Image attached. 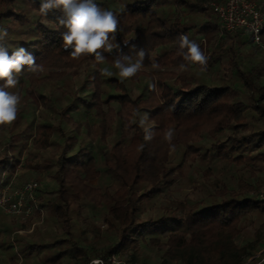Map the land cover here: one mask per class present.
I'll return each instance as SVG.
<instances>
[{"label":"trees","instance_id":"obj_1","mask_svg":"<svg viewBox=\"0 0 264 264\" xmlns=\"http://www.w3.org/2000/svg\"><path fill=\"white\" fill-rule=\"evenodd\" d=\"M210 1L93 0L117 14L121 29L119 47L102 51L100 64L63 48L61 12L45 17L41 0H0V27L9 33L0 46L9 55L22 47L42 65L20 75L11 89L21 97L18 118L0 125V184L15 173L24 142L45 158L29 163L35 173L15 184L42 179L37 199L48 212L33 240L17 235L20 253L49 249L46 264H88L131 248L129 264H145L137 256L143 242L155 264H264V197L257 194L264 183V29L262 45L239 29L221 33ZM182 34L208 57L204 70L183 60ZM141 49L143 67L122 82L113 61L135 59ZM105 67L112 76L101 73ZM187 174L193 186L184 197L143 218ZM5 215L0 208V248L12 263L11 237L23 225ZM98 219L115 241L88 242Z\"/></svg>","mask_w":264,"mask_h":264},{"label":"clouds","instance_id":"obj_2","mask_svg":"<svg viewBox=\"0 0 264 264\" xmlns=\"http://www.w3.org/2000/svg\"><path fill=\"white\" fill-rule=\"evenodd\" d=\"M53 10L63 14L64 18L59 20V23L66 28V31L61 33L63 48L72 49L70 56L73 59L93 56L97 63L102 64L105 57L101 52H111L113 48L119 47L114 41L116 33L121 30L120 21L112 10L99 7L93 0H41L38 8L41 16L46 17ZM8 36V30L0 27V42L6 41ZM127 43L128 41H125V44ZM178 44L181 50L186 49L181 53L183 60L187 61L188 65H198L201 70H204L208 57L201 50L200 45L184 34L178 37ZM145 55V50L141 49L135 59L130 55H122L113 61L122 82L141 70ZM153 67H158L154 60ZM179 67L181 70L187 68L185 64ZM41 70L42 65L37 64L34 55L24 48H16L9 55L7 48L0 46V80L3 81L0 84V125H11L18 118L21 97L18 92L11 89H15L18 85L20 75L25 71L35 74ZM101 73L109 77L113 75L106 67L101 69ZM154 87V84H149L150 89ZM146 120L147 113L140 120L141 127ZM173 135V130L168 129L165 131L164 138L171 141ZM152 138V134L144 136L145 141H150ZM93 264H102V262L93 261Z\"/></svg>","mask_w":264,"mask_h":264},{"label":"rangeland","instance_id":"obj_3","mask_svg":"<svg viewBox=\"0 0 264 264\" xmlns=\"http://www.w3.org/2000/svg\"><path fill=\"white\" fill-rule=\"evenodd\" d=\"M253 1L257 2L258 4H261L264 7V0H253ZM74 78L77 83L80 78L79 74H75ZM24 146L25 148L22 151L20 162L18 163V167L15 173L13 174V176L9 179L7 183H5L6 180H8L7 174L2 176V184H0V190L4 191V187H5L6 189L5 194L7 195H12L13 192L16 189H18L21 185H23L25 182L33 181V180L26 179L20 182L19 184L15 185L16 183H18L19 177H23L25 179V177H27L30 173H35V169H30L29 163H34L37 160L44 161L45 159L44 157H42V154H43L42 152L40 154L31 153L30 142H27L26 144L24 142ZM9 153L10 155H12L11 149L9 150ZM43 173L44 174L42 177H45L47 175L46 171L45 172L43 171ZM188 176L189 175L187 174L186 177L175 180V182L171 185L170 189L163 192V194L157 198V201L154 202L155 204H151L150 206L147 205L148 208L146 209V212L144 213L143 218H145L147 215H155V214L160 213V211H162L160 205L163 203H167V204L174 206L175 200L182 199L185 193L188 192L193 186V181L190 180ZM35 180L39 182V186L41 185L43 181L42 179H35ZM37 192H36L37 204L38 206L42 208L43 212H40L39 210L37 211V209L34 208L33 216H31V218L26 219L23 216L13 214L10 212H6V210L0 206V208L6 214L5 215L6 221L8 222L18 221L19 223L23 225L21 229H16L14 231L13 236L11 237L13 244L15 245L16 252H17L14 260L11 263L9 261V257L0 248V264H23V263L25 264H46V261L52 257V254H54V250L52 251L49 249H43L37 252L35 251L33 254L27 255V256L20 253L19 251L20 241L18 242L16 240L17 235L19 234L21 238L33 240L34 235H36V229H38V226L44 227L45 220L47 219L48 212L43 206L39 204V201L37 199ZM96 225L98 229L94 233L89 232V234L86 235L88 237L89 243H95L96 245L103 246V244L107 243V241L108 242L115 241V236L113 235L112 232L109 231L108 223L106 221H103L102 219H98ZM256 226H257V223H256ZM132 251L133 250L131 248L121 249V253L123 254L125 258L127 255L130 256ZM138 251L139 253H137V256L143 257L145 259V264H155V261L153 262L154 249L152 247L141 242L139 244ZM257 254H255L254 256H256ZM65 263L67 262H63L62 264H65ZM130 264H136V263L131 262ZM164 264H181V263H178L175 261H164Z\"/></svg>","mask_w":264,"mask_h":264},{"label":"built area","instance_id":"obj_4","mask_svg":"<svg viewBox=\"0 0 264 264\" xmlns=\"http://www.w3.org/2000/svg\"><path fill=\"white\" fill-rule=\"evenodd\" d=\"M210 6L218 15L221 33H232L239 29L248 34L254 43L263 44L264 9L261 4L253 0H226L224 2L211 1ZM38 187V181H28L16 189L12 195L5 194L4 187V191L0 190V206L6 212L23 216L26 219L31 218L34 208L43 212L36 200ZM257 194L264 197V183L258 189ZM93 261H101L102 264H129L119 250L113 251L107 257H92L88 264H93Z\"/></svg>","mask_w":264,"mask_h":264},{"label":"water","instance_id":"obj_5","mask_svg":"<svg viewBox=\"0 0 264 264\" xmlns=\"http://www.w3.org/2000/svg\"><path fill=\"white\" fill-rule=\"evenodd\" d=\"M246 264V263H245Z\"/></svg>","mask_w":264,"mask_h":264}]
</instances>
